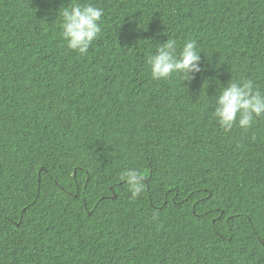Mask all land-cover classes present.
I'll list each match as a JSON object with an SVG mask.
<instances>
[{
	"label": "trees",
	"instance_id": "obj_1",
	"mask_svg": "<svg viewBox=\"0 0 264 264\" xmlns=\"http://www.w3.org/2000/svg\"><path fill=\"white\" fill-rule=\"evenodd\" d=\"M72 3L103 9L85 55ZM168 38L193 80L152 79ZM229 80L264 93V0H0V264H264V116L220 127Z\"/></svg>",
	"mask_w": 264,
	"mask_h": 264
},
{
	"label": "clouds",
	"instance_id": "obj_2",
	"mask_svg": "<svg viewBox=\"0 0 264 264\" xmlns=\"http://www.w3.org/2000/svg\"><path fill=\"white\" fill-rule=\"evenodd\" d=\"M102 16L103 9L90 3L62 7L58 17L67 47L85 55L101 32ZM201 54L194 40L186 41L177 53L176 41L168 38L159 44L154 55L149 56L152 79L167 80L177 73L184 82L193 80L195 74L203 71ZM212 116L225 131H230L237 123L239 127L249 129L256 117L264 116V93L250 80H229L216 97ZM120 179L128 185L132 198H137L144 190V175L136 170L124 171Z\"/></svg>",
	"mask_w": 264,
	"mask_h": 264
}]
</instances>
